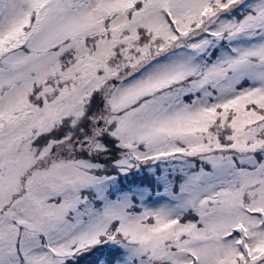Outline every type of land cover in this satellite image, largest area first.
Here are the masks:
<instances>
[{
	"label": "snow or ice",
	"instance_id": "snow-or-ice-1",
	"mask_svg": "<svg viewBox=\"0 0 264 264\" xmlns=\"http://www.w3.org/2000/svg\"><path fill=\"white\" fill-rule=\"evenodd\" d=\"M0 264H264V0H0Z\"/></svg>",
	"mask_w": 264,
	"mask_h": 264
}]
</instances>
